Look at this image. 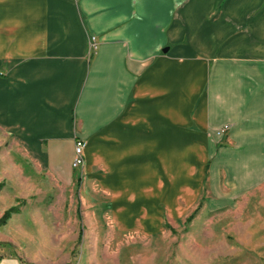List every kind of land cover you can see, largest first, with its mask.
I'll return each instance as SVG.
<instances>
[{
    "label": "crops",
    "instance_id": "0c3cea01",
    "mask_svg": "<svg viewBox=\"0 0 264 264\" xmlns=\"http://www.w3.org/2000/svg\"><path fill=\"white\" fill-rule=\"evenodd\" d=\"M0 130L52 165L82 139L122 226L157 186L228 207L264 185V0H0Z\"/></svg>",
    "mask_w": 264,
    "mask_h": 264
},
{
    "label": "rangeland",
    "instance_id": "374dc122",
    "mask_svg": "<svg viewBox=\"0 0 264 264\" xmlns=\"http://www.w3.org/2000/svg\"><path fill=\"white\" fill-rule=\"evenodd\" d=\"M74 145L57 165L31 161L0 130V221L11 212L0 264H264V185L228 207L206 201L192 220L197 199L172 204L157 186L124 209L138 227L122 226L121 200L86 167L72 169Z\"/></svg>",
    "mask_w": 264,
    "mask_h": 264
},
{
    "label": "built area",
    "instance_id": "2783aa9c",
    "mask_svg": "<svg viewBox=\"0 0 264 264\" xmlns=\"http://www.w3.org/2000/svg\"><path fill=\"white\" fill-rule=\"evenodd\" d=\"M227 129H228V125H224L218 128L214 134L218 138L223 137ZM74 144H75L74 145V158H73L71 166H72V169L82 170L84 166L83 149L85 147V142L83 140L76 139Z\"/></svg>",
    "mask_w": 264,
    "mask_h": 264
},
{
    "label": "trees",
    "instance_id": "16d2710c",
    "mask_svg": "<svg viewBox=\"0 0 264 264\" xmlns=\"http://www.w3.org/2000/svg\"><path fill=\"white\" fill-rule=\"evenodd\" d=\"M17 211V209H14L13 210V212H16ZM10 213L11 212H8V213H6L5 215H4V217L1 219V221H0V224H4L5 223V220H7V218L9 217V215H10Z\"/></svg>",
    "mask_w": 264,
    "mask_h": 264
},
{
    "label": "water",
    "instance_id": "95a60500",
    "mask_svg": "<svg viewBox=\"0 0 264 264\" xmlns=\"http://www.w3.org/2000/svg\"><path fill=\"white\" fill-rule=\"evenodd\" d=\"M163 52H164V50H163Z\"/></svg>",
    "mask_w": 264,
    "mask_h": 264
}]
</instances>
